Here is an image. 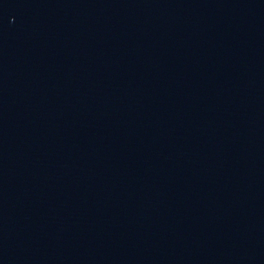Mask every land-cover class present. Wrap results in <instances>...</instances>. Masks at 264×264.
Here are the masks:
<instances>
[{
    "label": "water",
    "instance_id": "1",
    "mask_svg": "<svg viewBox=\"0 0 264 264\" xmlns=\"http://www.w3.org/2000/svg\"><path fill=\"white\" fill-rule=\"evenodd\" d=\"M0 264H264V0H0Z\"/></svg>",
    "mask_w": 264,
    "mask_h": 264
}]
</instances>
